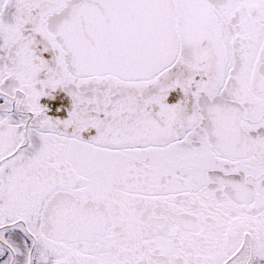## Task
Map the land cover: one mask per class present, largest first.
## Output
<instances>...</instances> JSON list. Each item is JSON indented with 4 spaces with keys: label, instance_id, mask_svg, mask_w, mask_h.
I'll return each instance as SVG.
<instances>
[{
    "label": "snow or ice",
    "instance_id": "6c2138e0",
    "mask_svg": "<svg viewBox=\"0 0 264 264\" xmlns=\"http://www.w3.org/2000/svg\"><path fill=\"white\" fill-rule=\"evenodd\" d=\"M0 264H264V0H0Z\"/></svg>",
    "mask_w": 264,
    "mask_h": 264
}]
</instances>
